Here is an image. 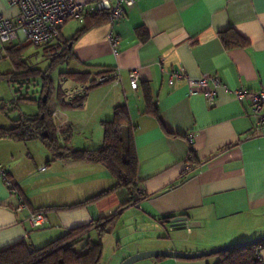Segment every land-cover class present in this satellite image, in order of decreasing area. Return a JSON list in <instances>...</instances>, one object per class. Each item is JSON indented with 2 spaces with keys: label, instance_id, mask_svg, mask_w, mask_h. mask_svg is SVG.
I'll return each instance as SVG.
<instances>
[{
  "label": "crops",
  "instance_id": "0c3cea01",
  "mask_svg": "<svg viewBox=\"0 0 264 264\" xmlns=\"http://www.w3.org/2000/svg\"><path fill=\"white\" fill-rule=\"evenodd\" d=\"M0 16L16 20L19 9L0 0ZM110 31L119 37L117 54L108 40ZM224 32L236 33L246 45L226 48L220 36ZM66 45L67 74H88L91 80L118 70L119 77L88 92L86 83L60 77L51 112L65 122L69 138L66 143L59 138L60 144L73 150L100 148L102 123L112 119L115 107L124 106L138 191L144 197L126 206L130 197L121 188L86 203L115 186L105 166L56 159L35 140L1 137L0 167L16 193L0 181V250L17 243L40 249L72 229L112 216L117 245L110 264L146 251L197 253L264 236V128L256 132L249 106L223 89L210 106L201 94H192L186 79L168 84L170 72H183L191 79L218 77L229 90H264V0H135L113 27L107 15L69 20L59 38L35 47L37 52L29 54L31 46L21 40L10 47L0 43V75L16 73L12 51L37 70L30 59L46 60ZM132 70L141 75L137 90L130 87ZM2 85L14 99L12 84L0 77ZM83 96L80 105H71ZM6 98L0 96V129L11 130L21 117L36 116L21 112L10 117L13 107L2 113ZM42 167L46 170L40 172ZM20 199L25 208L16 212ZM38 212L47 223L32 228L28 218ZM177 218L184 221L175 222ZM128 229L132 241L123 245L118 238ZM260 256L264 264V247ZM211 257L153 258L135 264H218L217 255Z\"/></svg>",
  "mask_w": 264,
  "mask_h": 264
},
{
  "label": "trees",
  "instance_id": "16d2710c",
  "mask_svg": "<svg viewBox=\"0 0 264 264\" xmlns=\"http://www.w3.org/2000/svg\"><path fill=\"white\" fill-rule=\"evenodd\" d=\"M106 15L108 16L106 13H97L89 16ZM82 31L80 30L70 42L75 40ZM220 36L226 48L246 45V41L236 33L227 34V32H224ZM16 54V52H10V61L16 73L0 75L1 78L6 79L12 84L20 79L27 82L30 77L39 75L40 71L27 66ZM67 57H69L68 45L65 46L59 55H53L51 62L54 65L59 59L66 61ZM108 73L99 74L91 80H88V74H68L67 77L77 83L89 84L91 86L89 90H91L96 87L93 86L95 80ZM41 77L44 85L40 94L46 96V99H48L49 94L53 91L52 83L48 79V75L43 73ZM48 86L49 89H45ZM84 98L85 96L74 99L71 105H80ZM21 100V98H16L13 108L17 107ZM38 104V115L34 117H21L13 122L14 125L11 130L0 129V138L8 136L22 141L40 139L53 158L102 164L105 166L116 180L115 186L110 190L101 192L86 203L97 201L112 191L121 188L127 190L130 197L126 206L135 205L143 199L144 195L138 194L136 180L137 160L133 146L132 130L124 106L115 107L112 119L102 123L103 144L100 148L96 150H73L60 144L56 134V127L51 112L46 107V102L43 103L42 99H40ZM66 136L63 137L65 143L69 138ZM115 219L116 216H112L98 220L88 226L72 229L63 237L40 249H31L24 245V243H17L0 250V264H100L102 256L101 241L112 230ZM164 220L167 221L168 219ZM92 230H95L98 235V240L94 243L87 240L89 238L88 234ZM260 247H264V242L222 252L217 255L219 258L218 264H262V261L258 259V249Z\"/></svg>",
  "mask_w": 264,
  "mask_h": 264
},
{
  "label": "built area",
  "instance_id": "2783aa9c",
  "mask_svg": "<svg viewBox=\"0 0 264 264\" xmlns=\"http://www.w3.org/2000/svg\"><path fill=\"white\" fill-rule=\"evenodd\" d=\"M135 0H93L90 2H75L74 0H10V4L18 7L20 17L16 20H7L0 16V43L4 47L20 42L33 47H43L51 44L59 38L61 29L69 20H80L83 17L97 14H108L111 27L119 23L126 8L133 6ZM108 40L113 54H117L119 37L110 31ZM1 58V57H0ZM119 77L118 70H113L110 74L98 77L93 86H99ZM141 79L138 70L129 72L130 87L137 90ZM186 79L192 94H201L206 102L212 106L216 100L218 89H223L231 94L240 103L249 106V116L253 119L256 132H261L264 128V90L252 92L245 89L229 90V88L215 76H202L198 79L188 78L183 72H170L168 74V84L172 85L175 80ZM63 82V81H62ZM91 86L87 85V91ZM16 98L10 105H3L4 112H9ZM55 112L51 113L54 117ZM58 139L63 138L67 132L64 124L56 127ZM188 143L192 144L191 136L187 137ZM46 168H40V172ZM0 181L12 193H16V187L8 177V173L0 167ZM139 195L143 192L138 191ZM25 208V203L20 199L16 212H21ZM28 221L32 228L43 227L47 223L44 213H33ZM258 249V259L261 260Z\"/></svg>",
  "mask_w": 264,
  "mask_h": 264
},
{
  "label": "rangeland",
  "instance_id": "374dc122",
  "mask_svg": "<svg viewBox=\"0 0 264 264\" xmlns=\"http://www.w3.org/2000/svg\"><path fill=\"white\" fill-rule=\"evenodd\" d=\"M35 51L37 52L35 47L31 46V48L28 50V53L30 54V53H33ZM59 54H60V51L55 53L54 56L59 55ZM31 55H33V54H31ZM52 58H53V56L47 57L46 60L44 58L43 59L41 58L39 62H36L35 59H34V61L30 59V61H31L30 64L32 66H34L38 71H40L39 75H37L36 77H30L27 82L24 81V82L12 83L15 96L17 98H21L22 100L19 102V105H17V107H15L13 114L12 113L10 114L11 115L10 117H14V116L17 117L19 114H21V112L22 113L23 112L24 113H33L36 115L39 114L38 101L40 99H42V102H44L43 98L46 97V96H42L40 94L42 89H43V85H44V82L42 81V77H41L43 75V73L48 75V79L52 83L53 91L49 94L48 101H46L47 109L50 112H52V110L55 107L54 104L56 103L55 102V96L58 92V84L60 81V77H65V76L67 77L68 76L67 73H69V71L71 70L70 66L67 65V63H64L63 60L61 61L60 59L57 61V63H55L53 65L51 62ZM45 89H49V86L46 87ZM6 94H7L8 98H6L5 101H7V100L8 101L5 102L4 104L10 105L13 101L12 91H10V88L5 89L4 85L0 86V96L4 97ZM31 102H33V103H31ZM2 113L5 114V112H3V111H2ZM53 120H54V123L56 124V127L65 123V122H62L64 120H59V118L57 116V112H56V115L54 116ZM33 140H35L34 142H36V144L42 145L43 148L45 147V145L42 143V141L40 139H33ZM31 142H32V140H31ZM113 231H114V229L111 231V233L105 235L102 238L104 248H103V253H102V256L100 259V264L112 263L111 260H109V257L111 255H113V252L115 251V248L117 245V241L115 240L116 235H113L114 234ZM131 236H132V233L129 235V229H128L125 231L124 234L122 233V236L118 239H120L121 243L123 245H125V244H128L130 241H132ZM88 237L89 238L87 240H89L90 242H93V243L98 240V235H97L95 230H92L88 234ZM214 257H211V258H214Z\"/></svg>",
  "mask_w": 264,
  "mask_h": 264
},
{
  "label": "water",
  "instance_id": "95a60500",
  "mask_svg": "<svg viewBox=\"0 0 264 264\" xmlns=\"http://www.w3.org/2000/svg\"><path fill=\"white\" fill-rule=\"evenodd\" d=\"M43 101H45V97L43 98ZM176 221L178 223L180 222L182 223L184 220H182V218H177L175 222ZM262 242H264V236L251 240V241L244 242V243L221 246V247H217V248H213V249H209V250L197 252V253H184V252H176V251H169V250L146 251V252L135 254L127 258L121 264H135L137 262L147 260V259H153V258H169V259H180V260L202 259V258L215 256L222 252L230 251L236 248L249 246V245H255L258 243H262Z\"/></svg>",
  "mask_w": 264,
  "mask_h": 264
}]
</instances>
